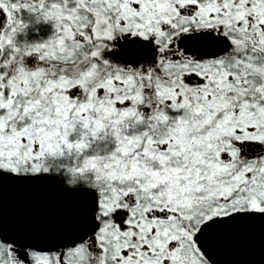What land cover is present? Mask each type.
<instances>
[{
  "label": "snow or ice",
  "instance_id": "snow-or-ice-1",
  "mask_svg": "<svg viewBox=\"0 0 264 264\" xmlns=\"http://www.w3.org/2000/svg\"><path fill=\"white\" fill-rule=\"evenodd\" d=\"M257 225L264 0H0V264H220Z\"/></svg>",
  "mask_w": 264,
  "mask_h": 264
},
{
  "label": "water",
  "instance_id": "water-1",
  "mask_svg": "<svg viewBox=\"0 0 264 264\" xmlns=\"http://www.w3.org/2000/svg\"><path fill=\"white\" fill-rule=\"evenodd\" d=\"M69 198L65 197L57 189L53 193V204L63 202ZM260 226H256L249 234L246 235L244 239L239 242H224L217 236H213V244L215 247V255L220 264H230L231 261L256 259L255 253L256 241L258 240V235L260 234Z\"/></svg>",
  "mask_w": 264,
  "mask_h": 264
},
{
  "label": "flooded vegetation",
  "instance_id": "flooded-vegetation-1",
  "mask_svg": "<svg viewBox=\"0 0 264 264\" xmlns=\"http://www.w3.org/2000/svg\"><path fill=\"white\" fill-rule=\"evenodd\" d=\"M3 200L5 205V210L9 216H12L18 212L20 207L26 202H39L41 204H53V193L56 189L53 188H38V189H22L17 186L7 185L3 188ZM259 226V225H257ZM256 259L253 260L256 264H260V261L264 256H262L260 234L258 235V240L256 241ZM245 260V259H243ZM235 261H231L230 264H234ZM241 261V260H239Z\"/></svg>",
  "mask_w": 264,
  "mask_h": 264
}]
</instances>
